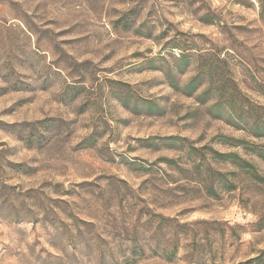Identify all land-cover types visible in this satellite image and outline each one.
<instances>
[{"label":"rangeland","instance_id":"374dc122","mask_svg":"<svg viewBox=\"0 0 264 264\" xmlns=\"http://www.w3.org/2000/svg\"><path fill=\"white\" fill-rule=\"evenodd\" d=\"M0 264H264V0H0Z\"/></svg>","mask_w":264,"mask_h":264},{"label":"trees","instance_id":"16d2710c","mask_svg":"<svg viewBox=\"0 0 264 264\" xmlns=\"http://www.w3.org/2000/svg\"><path fill=\"white\" fill-rule=\"evenodd\" d=\"M226 157H227V158H232V159H233V161H232V163H231L233 166H237V167L240 166V165H238V164L236 163V160H240L236 155L229 154V155H226ZM244 165H245V166H249L247 163H244ZM241 166H243V165H241Z\"/></svg>","mask_w":264,"mask_h":264}]
</instances>
